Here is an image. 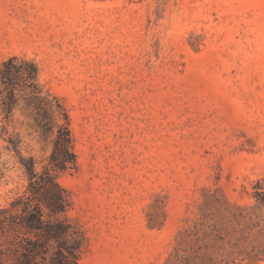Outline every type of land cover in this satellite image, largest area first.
<instances>
[{
    "label": "rangeland",
    "instance_id": "1",
    "mask_svg": "<svg viewBox=\"0 0 264 264\" xmlns=\"http://www.w3.org/2000/svg\"><path fill=\"white\" fill-rule=\"evenodd\" d=\"M12 57L38 76L12 103L0 80V209L21 213L32 158L68 192L45 217L78 264H264V0H0ZM66 121L76 163L54 170ZM25 237L1 234L4 264Z\"/></svg>",
    "mask_w": 264,
    "mask_h": 264
},
{
    "label": "trees",
    "instance_id": "2",
    "mask_svg": "<svg viewBox=\"0 0 264 264\" xmlns=\"http://www.w3.org/2000/svg\"><path fill=\"white\" fill-rule=\"evenodd\" d=\"M15 62L14 57L9 58L0 68V80L6 85L7 97L11 103L15 100L14 82L18 75L25 77L24 81L29 79V84L28 81L24 82L29 87L35 86L38 76V68L34 62L24 60L19 66ZM42 115L40 124L48 130L50 127L44 120V114ZM23 163L29 173L30 195L19 197L12 202L13 209L21 208L19 214L10 209H0V238L5 231L20 228L34 235V238L25 237L27 244L18 249L15 264H37L36 258L39 255L46 264H78L81 241L75 236L72 237L71 224L58 218L51 220L45 217V207L50 216L68 209L70 200L67 190L51 170L37 172L32 158L24 159ZM50 163L54 170H64L76 163L73 138L67 121L59 126ZM257 187V194L264 202V186L259 182ZM51 239L57 240L58 244L48 259L47 244ZM4 252L0 242V264H4Z\"/></svg>",
    "mask_w": 264,
    "mask_h": 264
}]
</instances>
